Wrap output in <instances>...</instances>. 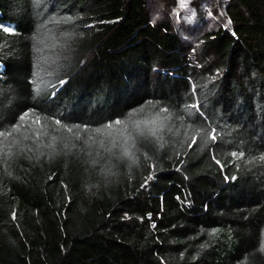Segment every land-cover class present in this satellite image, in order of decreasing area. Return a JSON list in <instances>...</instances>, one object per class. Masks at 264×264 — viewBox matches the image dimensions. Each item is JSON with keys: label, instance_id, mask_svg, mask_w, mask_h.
<instances>
[{"label": "trees", "instance_id": "obj_1", "mask_svg": "<svg viewBox=\"0 0 264 264\" xmlns=\"http://www.w3.org/2000/svg\"><path fill=\"white\" fill-rule=\"evenodd\" d=\"M224 17L0 0V264H264V0Z\"/></svg>", "mask_w": 264, "mask_h": 264}, {"label": "rangeland", "instance_id": "obj_2", "mask_svg": "<svg viewBox=\"0 0 264 264\" xmlns=\"http://www.w3.org/2000/svg\"><path fill=\"white\" fill-rule=\"evenodd\" d=\"M154 20L169 19L182 38L190 44L204 30H216L220 24L227 25L224 6L228 0H146Z\"/></svg>", "mask_w": 264, "mask_h": 264}, {"label": "snow or ice", "instance_id": "obj_3", "mask_svg": "<svg viewBox=\"0 0 264 264\" xmlns=\"http://www.w3.org/2000/svg\"><path fill=\"white\" fill-rule=\"evenodd\" d=\"M181 6L183 7V6H185V4L183 3V0H182V4H181ZM229 23H230V21H229ZM57 123H59V121H57ZM116 124H121L122 122L121 121H116L115 122ZM107 127H112L111 125H108ZM137 127H139V124H137ZM95 131H97V132H99V131H101L100 129H96ZM149 131L151 132V134H153V135H155L156 134V129L155 128H151V129H149ZM125 151V155H130V153L128 152V150L127 149H125L124 150Z\"/></svg>", "mask_w": 264, "mask_h": 264}]
</instances>
